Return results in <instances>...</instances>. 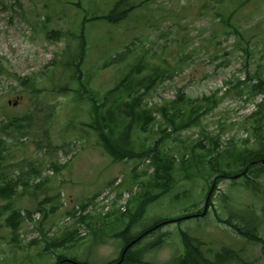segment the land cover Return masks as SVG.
I'll return each mask as SVG.
<instances>
[{
    "label": "rangeland",
    "instance_id": "rangeland-1",
    "mask_svg": "<svg viewBox=\"0 0 264 264\" xmlns=\"http://www.w3.org/2000/svg\"><path fill=\"white\" fill-rule=\"evenodd\" d=\"M113 1L0 0V62L5 69L0 76V127L2 121L15 120L10 135H4L8 148L1 171L16 183L10 199L0 197V264H55L57 254L63 252L69 259L75 255L93 264L117 258L123 237L113 235L137 216V202L131 203L130 217L116 220L121 213L108 219L93 216L97 218H88L84 224H77L76 216L67 219V210L89 201L119 175L125 180L124 188L139 184L135 197L163 190L153 186L151 168L148 172L146 167L139 168L143 158L115 162L104 151L99 132L92 127V105L81 86L90 89L100 105L104 103L103 110L113 108L122 128L128 120L116 109L114 94L104 100L105 93L131 74L134 64L140 73L130 77L133 85L154 73L152 65L158 68L160 79L156 78L153 88H142L137 94L131 89L125 94L127 100L144 95L142 107L156 118L148 130L134 128L131 141L136 151L146 150L172 130L161 148L177 163L169 169L175 176L172 189L146 206L135 222V232L158 220L203 211L212 177L205 170V178H185L181 156L199 154L216 137L220 146L247 137L242 120L261 96L253 100L248 92L226 93L227 81H243L249 68L264 72V0H147L120 25L87 22L85 28V12H107ZM219 9L231 13L242 36L223 30L222 18L215 12ZM83 26L86 56L81 75L77 72L72 79L71 70L60 66V61L68 44L72 50L76 46L70 32L81 33ZM51 30H63L64 35L50 39L47 33ZM143 54L146 57L141 61ZM16 76L34 78V87H22ZM214 93L218 106L215 98L200 101L201 110L190 127L174 131V126L180 127L179 119L171 125L162 114L165 105L171 111L179 108L174 101L182 95L200 99ZM263 180L257 179L255 191L244 179H220L205 216L162 223L142 240L144 260L166 262L181 253V231H186L201 242L209 257L222 247H231L240 250L248 264H264L263 245L247 240L220 220L230 216L231 207L248 216L245 207L251 205L261 215ZM15 209L25 217L16 234L6 224ZM89 209L94 215L99 213L92 206ZM68 227L79 228L72 249L45 250L47 241L59 238ZM134 229L131 233L139 241ZM259 234L264 238V225Z\"/></svg>",
    "mask_w": 264,
    "mask_h": 264
},
{
    "label": "trees",
    "instance_id": "trees-1",
    "mask_svg": "<svg viewBox=\"0 0 264 264\" xmlns=\"http://www.w3.org/2000/svg\"><path fill=\"white\" fill-rule=\"evenodd\" d=\"M146 3L147 0H114L107 12H98L93 15L91 12L89 14V11L85 12L82 24L85 25V28L87 22L93 23L105 21L114 25H120L122 22L130 19L132 14L136 10L142 8ZM79 4L80 3L78 2L77 5ZM215 12L216 15H220V18H222L220 20L223 23V30L226 33L232 31L236 35L242 36L239 27L231 21V13L226 15L225 10L222 9H219ZM63 32V30H51L47 33V36L51 39L57 36L59 37L60 35H64ZM70 33L72 34L73 39L76 41V46L74 50H72L68 44L64 52L65 58L61 59L60 66L67 68L68 70L70 69V77L74 79V76H76L77 72H79L78 74L81 75L80 70L84 64L86 56V35L84 26L82 27L81 33ZM145 54L147 56L146 52ZM145 54L141 55V61L145 60ZM151 68L154 73L143 76L144 78L142 80L140 79L138 83L133 85V80H131L130 77L135 73H140V68L137 66V64H134V67L131 69V74H129L125 79H122L115 88L105 93L104 100L114 94V97L116 98V109L119 110L120 113L128 120L126 126L122 128L118 124V119L114 118V110H112L113 108L103 110L102 108L104 103H101L102 105H100L91 90L88 88H85L84 90L81 86L82 94L87 95L88 101L92 105V113L94 115L92 127L97 132H99V142L103 146L104 151L115 162L128 161L135 157L143 158L147 155L150 156L152 153L153 162L156 165L155 173L152 175L154 179V181H152L154 182L153 186L163 188V190H160V192L157 194L149 195L146 191L144 194H140L137 197H132L127 212L121 213L120 218H117L116 220L122 219V217L125 218L126 216H131V203L133 202H137V216L132 218L133 220H130L123 230L113 235L115 237H123L124 248L121 249L122 251L117 259L100 264H248V261H246L241 256V251L231 247H222L215 253L213 252L212 257L207 256L202 249L201 242L186 231H181L184 243L183 251L166 262H152L144 260L142 256L143 250L134 249L132 246L134 243L138 242L136 236H131L130 232L132 224H134L136 220H138V217L145 212L146 206H148L149 203L160 198V195L166 194L170 190L172 186L171 181L175 177L172 175L170 170L177 163L161 148V145L165 142V140L171 137L172 134L170 133H168L166 137L164 136L157 139L154 145L150 146L146 150L136 151L131 141V133L133 128L138 126V129L147 130V126L152 123L153 120H155V117L148 109L142 107L144 95H136L135 97L132 96L130 97L131 100H127L125 94L131 89H134L137 94L140 93L142 88L147 91L153 88V85L156 84V78L160 79V74L156 73V70H158L156 65H152ZM166 72L167 71H165V73ZM4 73L5 69L0 62V76ZM17 79L20 85L24 88L31 87L33 82H35V79L32 77L22 78L20 76H16V80ZM77 81L81 83L82 79L80 76L77 77ZM233 82L237 83L232 85ZM227 83L229 86L226 93H230L233 90L236 95H243L244 93L248 92L250 98L253 100L256 99L257 95L261 96L262 98L256 104L254 103V109L242 120V123L247 128V137L237 142L232 141L229 143V145L224 147L220 146V141L218 137H216L214 138L213 143L205 147L204 150L199 154L191 155L187 158H185V156H181V170L184 172L183 175L187 179H192L195 177L205 178V170H208L212 179L218 183L217 181L219 179L227 178L229 175L238 174L241 171H244L245 168H248V174L250 175L247 179L249 183L246 185L248 186L250 184L251 186L254 184V179L260 178L264 172V166L260 164V159L264 158V72H259L257 70L252 71L249 68V70H246V77L243 81L232 78L227 81ZM58 88L60 91H64V89H66V87ZM122 89L124 90L123 92ZM34 91H36L35 88ZM210 98H215V104L218 102V96L215 93L200 99L187 98L185 95H182L178 98V100L174 101V104L180 106L179 108L171 112V107H167V105H165V107L162 109V114L167 118L169 124L171 125L175 124V119H179L180 127L174 126L176 130H179L183 127L191 126L193 118L197 112L201 110L199 104L202 101L204 102L209 100ZM186 107H188V109H186ZM181 110L185 112L182 113ZM14 121H11L8 124H6L5 121H2V126L0 127V197L3 199H10L16 192V183H13L11 179H6L3 172L1 171L2 168H4L6 161V151L8 148V144L4 135H10L9 130L13 126L12 124ZM166 130L167 128H165V131ZM157 154H161L162 156L158 157ZM252 162L254 164L253 166H259V171L257 173H252ZM145 170L148 172L147 168H145ZM112 183L113 181H111L109 185ZM96 198L97 194L89 199V201L86 203H81L82 209L85 210L90 204L94 203ZM53 208L55 209V207ZM245 209H247L249 212L248 216H245L243 211L236 212L237 210L231 207L230 216L226 219L220 218V220L231 226L238 234L244 236L247 240L261 243L264 248V238L259 234V229L264 225V207L262 209L263 211L261 215L256 213L255 209L252 208L251 205H248L245 207ZM3 210L9 211V209L6 207H3ZM115 213L117 212L109 213L108 216L103 219H108ZM66 214H72L73 216H76L75 211L72 209H68ZM88 218L89 220H92L91 218L97 217L91 216L90 213L82 214L78 217L77 224H84ZM185 218H188L187 215L180 216L178 219L158 220L159 222L157 221L144 228L143 231L137 233V237H141L153 232L154 229L162 223H167L174 220H183ZM24 220L25 217L22 212L15 209L11 211L10 215L7 217L6 224L7 226L11 227L12 232L16 234L18 233L20 224ZM67 229L66 232H64L65 230L62 232V235L59 238L49 242L47 241L45 250H50L52 248H62L64 251L71 250L77 241L79 228L71 229L68 227ZM67 261L74 262V264H93L87 260H81L75 255L69 259L65 252L57 254V262L55 264H63Z\"/></svg>",
    "mask_w": 264,
    "mask_h": 264
},
{
    "label": "water",
    "instance_id": "water-1",
    "mask_svg": "<svg viewBox=\"0 0 264 264\" xmlns=\"http://www.w3.org/2000/svg\"><path fill=\"white\" fill-rule=\"evenodd\" d=\"M262 163L264 164V160H262Z\"/></svg>",
    "mask_w": 264,
    "mask_h": 264
},
{
    "label": "bare ground",
    "instance_id": "bare-ground-1",
    "mask_svg": "<svg viewBox=\"0 0 264 264\" xmlns=\"http://www.w3.org/2000/svg\"><path fill=\"white\" fill-rule=\"evenodd\" d=\"M252 233V232H251Z\"/></svg>",
    "mask_w": 264,
    "mask_h": 264
}]
</instances>
